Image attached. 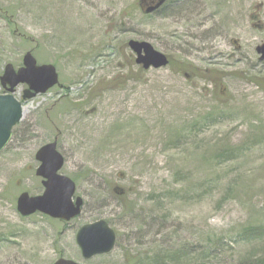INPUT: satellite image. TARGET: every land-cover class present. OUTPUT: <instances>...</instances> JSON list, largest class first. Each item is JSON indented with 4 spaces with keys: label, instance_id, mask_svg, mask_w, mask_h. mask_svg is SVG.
Masks as SVG:
<instances>
[{
    "label": "rangeland",
    "instance_id": "obj_1",
    "mask_svg": "<svg viewBox=\"0 0 264 264\" xmlns=\"http://www.w3.org/2000/svg\"><path fill=\"white\" fill-rule=\"evenodd\" d=\"M172 1L146 16L140 0H0V77L31 52L62 85L25 102L0 153V264H134L264 226V0ZM131 40L170 65L144 71ZM55 140L85 203L69 223L17 210L44 193L36 154ZM99 220L117 245L85 260L76 235Z\"/></svg>",
    "mask_w": 264,
    "mask_h": 264
},
{
    "label": "water",
    "instance_id": "obj_2",
    "mask_svg": "<svg viewBox=\"0 0 264 264\" xmlns=\"http://www.w3.org/2000/svg\"><path fill=\"white\" fill-rule=\"evenodd\" d=\"M166 0H160L157 4L147 7V15L159 10ZM128 47L135 54V63L144 71L160 70L169 66L166 55L158 52L147 42L131 40ZM260 61H264V44L257 47ZM1 86L7 92L0 95V153L7 147L13 129L24 117L23 103L14 97L16 89L25 85L23 101L44 95L59 83V76L53 65L39 66L33 54L28 52L23 58V66L15 70L13 65L5 67L0 77ZM36 160L40 163L36 175L43 179L44 193L41 196L31 197L23 193L17 200V210L23 217H30L36 213L48 216L55 220L71 222L82 214L84 201L76 197V184L68 177L60 175L65 165V158L58 151L57 140L43 146L36 154ZM76 243L85 260L96 256L112 253L117 244V234L108 222L97 221L82 227L76 236ZM54 264H80L73 260L61 258Z\"/></svg>",
    "mask_w": 264,
    "mask_h": 264
},
{
    "label": "trees",
    "instance_id": "obj_3",
    "mask_svg": "<svg viewBox=\"0 0 264 264\" xmlns=\"http://www.w3.org/2000/svg\"><path fill=\"white\" fill-rule=\"evenodd\" d=\"M1 94H5V91L2 90ZM225 153L232 154L233 151L227 150ZM134 212L135 211L132 209L129 216L135 217L139 215L137 213L134 214ZM231 242L234 244L230 245L223 239L216 238L208 240L207 243L201 246L179 247L172 252L166 253L163 258L154 256L151 258L145 257L141 260L137 259L134 264L138 260L136 264H182L183 262H188L190 264H264L263 225H245L236 237L231 238ZM243 242L252 244L251 250L253 251L261 247V252L256 253L250 250L247 254L237 255L235 248ZM132 256L134 258L130 257V262H133L132 259L135 260L136 258L135 255Z\"/></svg>",
    "mask_w": 264,
    "mask_h": 264
},
{
    "label": "flooded vegetation",
    "instance_id": "obj_4",
    "mask_svg": "<svg viewBox=\"0 0 264 264\" xmlns=\"http://www.w3.org/2000/svg\"><path fill=\"white\" fill-rule=\"evenodd\" d=\"M160 0H141V5L140 8L144 11L147 6H150L152 4H157L159 3ZM172 4V5H171ZM177 2H173L172 0H166V2L164 3V5L157 10L154 15H160L161 13H163L164 11H166L168 9L169 6H171V8L175 5H177Z\"/></svg>",
    "mask_w": 264,
    "mask_h": 264
}]
</instances>
